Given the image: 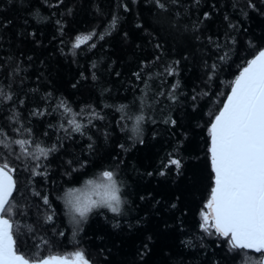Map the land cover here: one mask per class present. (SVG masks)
Listing matches in <instances>:
<instances>
[{
    "label": "trees",
    "instance_id": "obj_1",
    "mask_svg": "<svg viewBox=\"0 0 264 264\" xmlns=\"http://www.w3.org/2000/svg\"><path fill=\"white\" fill-rule=\"evenodd\" d=\"M161 3L167 10L155 0H0V165L15 169L11 219L16 251L28 260L78 250L91 264L260 260L209 235L201 212L214 186L210 125L231 83L264 47V0ZM137 115L145 121L134 137ZM18 140L34 154L55 150L34 160ZM37 163L46 176H32ZM104 170L120 183L122 211H93L73 237L61 195Z\"/></svg>",
    "mask_w": 264,
    "mask_h": 264
},
{
    "label": "snow or ice",
    "instance_id": "obj_2",
    "mask_svg": "<svg viewBox=\"0 0 264 264\" xmlns=\"http://www.w3.org/2000/svg\"><path fill=\"white\" fill-rule=\"evenodd\" d=\"M155 2L161 10H167L168 5L161 3V0ZM177 2L178 0H170L171 4ZM208 15L205 13V18ZM117 22L118 17L114 16L110 24L113 30ZM196 27L198 25H193V29ZM94 35L95 32L77 36L73 47L79 49ZM246 63L247 66L243 67L239 76L231 83L230 94L210 125L214 187L203 213L202 227L209 235L224 238L232 250H254L261 254L260 260L253 262L249 258L247 264H264V50H259ZM165 72L172 75L174 69L167 68ZM134 75L137 79L141 77L139 72ZM159 95L165 93L161 92ZM167 95L170 100L176 99L173 92ZM119 110L123 112L124 106H120ZM144 121V115L135 116L131 128L134 137L141 135ZM70 123L74 125L75 132H82L84 125L75 120ZM164 123L175 124V121L168 119ZM5 143L6 138L0 133V144ZM15 143L20 145L26 156H31L34 160L46 158L49 151L55 150V147L50 150L37 147L34 154L27 147L29 141L18 140ZM120 147L123 148V145ZM68 163L71 165L72 162ZM169 163L179 168L181 161L171 159ZM39 168L40 164L37 163L31 170L33 177L47 175L46 169L40 172ZM14 172L15 169L9 167L6 161L0 165V264H29L28 259L17 253L14 239V233L18 231L16 223L11 219L16 207L11 200L16 189ZM86 185L84 191L68 189L64 195L65 205L74 224L79 225L87 220L89 214L96 209L106 208L112 213H121L125 201L113 170L102 171L98 180H89ZM35 195L40 196V193L36 192ZM40 198L44 205L51 207L47 195ZM54 216L55 211L52 210L45 219L53 222ZM60 234L63 235L62 232ZM37 264H89V261L78 251L70 256L39 259Z\"/></svg>",
    "mask_w": 264,
    "mask_h": 264
},
{
    "label": "rangeland",
    "instance_id": "obj_3",
    "mask_svg": "<svg viewBox=\"0 0 264 264\" xmlns=\"http://www.w3.org/2000/svg\"><path fill=\"white\" fill-rule=\"evenodd\" d=\"M90 34H92V33H90ZM90 34H81V35H90ZM78 36H80V35H78ZM75 42V41H74ZM73 45H74V43H73ZM102 172H100L99 174H97L96 176H94V177H92V178H90V179H88V180H86L83 184H81V185H78V186H75V187H72V188H69V189H80V190H82V191H84V190H86V188H87V185H86V182L87 181H89V180H98L99 179V177H100V174H101ZM114 175H115V178L117 179V177H116V174H115V172H114ZM118 181V180H117ZM118 183H119V181H118ZM119 186H120V183H119ZM120 188H121V186H120ZM68 190V189H67ZM66 190V191H67ZM65 191V192H66ZM64 192V193H65ZM64 193L61 195V200H62V202H63V204H64V206H65V208H66V213H67V217H68V222H69V224H70V227H71V230H72V234H73V237H74V235L76 234V233H78L80 230H81V228H82V225H83V223L86 221H82L79 225H76V224H74L73 222H72V219H71V215H70V213H69V211H68V208L66 207V205H65V203H64V200L62 199V197H63V195H64ZM206 205H207V203L205 204V207H204V209L202 210V212H201V223L203 224V213H204V211H206ZM96 210H98V209H96ZM95 211V210H94ZM90 215V214H89ZM203 228V227H202ZM204 229V228H203ZM79 251V250H78ZM78 251H76V252H78ZM79 252H81V251H79ZM73 253H75V252H73ZM73 253H71V254H73ZM70 254V255H71ZM84 255V254H83ZM64 256H67V255H64ZM84 258L86 259V257L84 256ZM89 264H91L90 263V261H89Z\"/></svg>",
    "mask_w": 264,
    "mask_h": 264
},
{
    "label": "water",
    "instance_id": "obj_4",
    "mask_svg": "<svg viewBox=\"0 0 264 264\" xmlns=\"http://www.w3.org/2000/svg\"><path fill=\"white\" fill-rule=\"evenodd\" d=\"M261 50H264V47H263ZM257 54H258V53H257ZM257 54H256V55H257ZM253 58H254V56H253L251 59H253ZM251 59H250V60H251ZM250 60H249V61H250ZM246 66H247V64H246L244 67H246ZM242 70H243V69H242ZM242 70H241V71H242ZM241 71H240V72H241ZM239 74H240V73H239ZM239 74L237 75V77L239 76ZM237 77H236V78H237ZM236 78H235V79H236ZM228 94H230V92H229ZM225 100H226V99H225ZM224 102H225V101H224ZM217 114H218V113H217ZM210 147H211V138H210ZM13 178H14V180H15L14 175H13ZM213 187H214V186H213ZM15 190H16V189H15ZM15 190L13 191V194H14ZM12 196H13V195H12ZM251 251L255 252L254 250H251ZM17 253H18V252H17ZM256 253H258V252H256ZM18 254L23 255V254H21V253H18ZM53 256H60V255H53ZM47 257H49V256H46V257H44V258H47ZM60 257H64V256L61 255ZM26 259H27V258H26ZM37 262H38V261H30V260H29V264H37Z\"/></svg>",
    "mask_w": 264,
    "mask_h": 264
},
{
    "label": "clouds",
    "instance_id": "obj_5",
    "mask_svg": "<svg viewBox=\"0 0 264 264\" xmlns=\"http://www.w3.org/2000/svg\"><path fill=\"white\" fill-rule=\"evenodd\" d=\"M64 195H65V193H64ZM64 195H63V197H62V199L64 200ZM65 203V202H64ZM67 207V206H66Z\"/></svg>",
    "mask_w": 264,
    "mask_h": 264
}]
</instances>
